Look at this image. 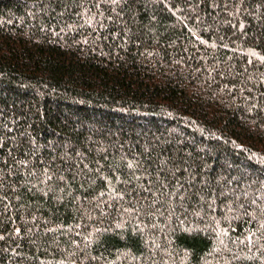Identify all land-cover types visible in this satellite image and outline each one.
Segmentation results:
<instances>
[{"label": "trees", "instance_id": "trees-1", "mask_svg": "<svg viewBox=\"0 0 264 264\" xmlns=\"http://www.w3.org/2000/svg\"><path fill=\"white\" fill-rule=\"evenodd\" d=\"M0 264H264V0H0Z\"/></svg>", "mask_w": 264, "mask_h": 264}]
</instances>
